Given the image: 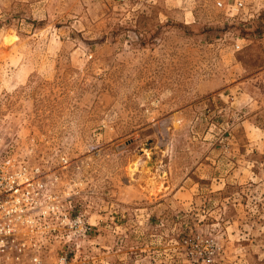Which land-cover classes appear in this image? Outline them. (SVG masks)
Segmentation results:
<instances>
[{"label":"rangeland","instance_id":"1","mask_svg":"<svg viewBox=\"0 0 264 264\" xmlns=\"http://www.w3.org/2000/svg\"><path fill=\"white\" fill-rule=\"evenodd\" d=\"M9 154L83 220L43 264H264V0H0Z\"/></svg>","mask_w":264,"mask_h":264},{"label":"built area","instance_id":"2","mask_svg":"<svg viewBox=\"0 0 264 264\" xmlns=\"http://www.w3.org/2000/svg\"><path fill=\"white\" fill-rule=\"evenodd\" d=\"M61 164L70 161L62 157ZM59 180L56 171L19 156L0 157V264H43L54 244L74 241L83 220L75 219L74 194L59 191Z\"/></svg>","mask_w":264,"mask_h":264}]
</instances>
